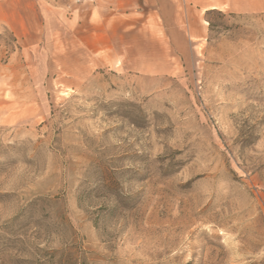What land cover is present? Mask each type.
<instances>
[{"label": "rangeland", "instance_id": "obj_1", "mask_svg": "<svg viewBox=\"0 0 264 264\" xmlns=\"http://www.w3.org/2000/svg\"><path fill=\"white\" fill-rule=\"evenodd\" d=\"M0 264H264V8L0 0Z\"/></svg>", "mask_w": 264, "mask_h": 264}, {"label": "crops", "instance_id": "obj_2", "mask_svg": "<svg viewBox=\"0 0 264 264\" xmlns=\"http://www.w3.org/2000/svg\"><path fill=\"white\" fill-rule=\"evenodd\" d=\"M98 1V0H96ZM196 9L264 8V0H186Z\"/></svg>", "mask_w": 264, "mask_h": 264}]
</instances>
